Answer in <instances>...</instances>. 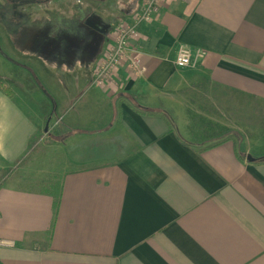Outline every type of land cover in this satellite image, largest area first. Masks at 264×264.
<instances>
[{
  "label": "crops",
  "instance_id": "obj_1",
  "mask_svg": "<svg viewBox=\"0 0 264 264\" xmlns=\"http://www.w3.org/2000/svg\"><path fill=\"white\" fill-rule=\"evenodd\" d=\"M141 3L26 5L33 19L71 23L80 47L57 57L36 29L20 51L40 74L31 100L60 120L48 143L57 163L33 152L37 125L19 93L0 91V169L13 168L0 181V239L11 242L0 264H264V151L246 146L264 145V0H163L129 47L142 75L122 61L94 85L116 27ZM182 44L203 56L178 67ZM192 107L198 118L214 109L207 125L218 129L197 136ZM237 128L253 135L234 138Z\"/></svg>",
  "mask_w": 264,
  "mask_h": 264
},
{
  "label": "rangeland",
  "instance_id": "obj_2",
  "mask_svg": "<svg viewBox=\"0 0 264 264\" xmlns=\"http://www.w3.org/2000/svg\"><path fill=\"white\" fill-rule=\"evenodd\" d=\"M36 1L43 0H0V80H2L5 83V86L11 89L13 93H19L18 95H20V98L15 95V99H17L19 103L23 102L24 106L27 105L29 113L32 115V119L36 122L37 125L35 137L33 138V140H35L34 142L36 147L33 152H36L38 154L39 161L46 163L45 159L50 157L51 153H57L59 156H61V149H57L56 151L51 150L49 152L48 145V143L52 142V140H56L53 132L55 128H58L57 123L60 120L57 122L56 120L54 121L55 118H53V124L48 119L47 116L50 114V110H45V107L47 106L48 108H51V106L47 100H44L42 102H36L35 100H31L32 93L39 89L40 85L36 83L37 81L35 78L39 77L40 74L38 73L37 75V73H35L34 76L36 75V77H34L31 73L32 71L30 69H26L27 62L25 61V57L27 54L25 51H23L22 53L20 52L22 51L24 41L27 39L31 30H36L51 24V19L47 17H36L33 19L30 17V15L27 14L26 5ZM5 34H7L8 36L5 37ZM20 36L25 38L21 39ZM45 88H47V90L53 94L52 88H50L48 85H46ZM37 94L36 95L38 97L40 95L41 97L45 96V93L42 89H40L39 93ZM54 95L57 96V94ZM27 99L29 101H27ZM76 102L77 101H74L71 104H75ZM217 105L218 103H215V105L212 104V108L214 107L215 111L218 110ZM42 108H44V113L41 110ZM77 108H79V106H77ZM212 108L209 111L213 110V119L211 118L212 116L208 118L201 116L198 118L196 111L193 110V107L191 108L193 111L190 110L191 112H188L189 121L194 120L198 122H195L196 124H192V126H190V129H192V131L196 127L201 131H204L205 129H209V131L211 129H218V127H212L207 125L208 122L210 123L212 120L216 119V116L214 115V109ZM194 109L197 108L194 107ZM198 109L205 110V103L199 106ZM192 115L195 117L192 118ZM198 115H201V113ZM195 130L197 132L196 135H199L200 137L207 136L209 133H211L200 132L197 129ZM237 131L239 133H236V135H234V138L235 136H237L239 140L240 138H245L246 136L253 135H248V133L245 134L246 132L241 129H238ZM246 146L249 148L256 147L257 150L260 152L264 151V145ZM252 150H254V152H258L255 150V148L251 149V151ZM50 158L52 159L53 163L58 162L56 158L55 160L52 157ZM4 171L5 169H0L1 174L4 173Z\"/></svg>",
  "mask_w": 264,
  "mask_h": 264
},
{
  "label": "built area",
  "instance_id": "obj_3",
  "mask_svg": "<svg viewBox=\"0 0 264 264\" xmlns=\"http://www.w3.org/2000/svg\"><path fill=\"white\" fill-rule=\"evenodd\" d=\"M163 0H142L139 11L129 20L119 24L107 44L101 58L93 70L92 83L104 86L116 72L119 65L124 61L133 75L140 76L145 68L139 60L129 54V47L134 38L139 35V27L151 22L159 13ZM204 52L198 50L193 55L186 45H179L176 51L175 64L178 67H186L195 64L198 57ZM11 245V242L0 239V246Z\"/></svg>",
  "mask_w": 264,
  "mask_h": 264
},
{
  "label": "flooded vegetation",
  "instance_id": "obj_4",
  "mask_svg": "<svg viewBox=\"0 0 264 264\" xmlns=\"http://www.w3.org/2000/svg\"><path fill=\"white\" fill-rule=\"evenodd\" d=\"M67 24L71 25V23H68L67 21H59L54 23H52L51 21V24H49L48 26L37 29L36 31H39L37 32V37L35 38L37 46L40 45L42 47H51L49 49H51V51L53 50L57 57L60 58L63 56L64 53L68 54V52L69 55H74L78 51L77 49L80 46L74 38L68 36L67 30L64 28V26L67 27Z\"/></svg>",
  "mask_w": 264,
  "mask_h": 264
},
{
  "label": "trees",
  "instance_id": "obj_5",
  "mask_svg": "<svg viewBox=\"0 0 264 264\" xmlns=\"http://www.w3.org/2000/svg\"><path fill=\"white\" fill-rule=\"evenodd\" d=\"M0 91L3 92L4 94L8 95V96H12V94H13L11 89L6 87L5 83L2 80H0ZM11 170H13V168L8 169V171H5L4 173H2L0 175V181H2L9 174V172ZM58 203H59V195H56L55 198H54V211L55 212L57 210Z\"/></svg>",
  "mask_w": 264,
  "mask_h": 264
},
{
  "label": "water",
  "instance_id": "obj_6",
  "mask_svg": "<svg viewBox=\"0 0 264 264\" xmlns=\"http://www.w3.org/2000/svg\"><path fill=\"white\" fill-rule=\"evenodd\" d=\"M46 130V129H45ZM248 158H250L249 156H247ZM251 159V158H250Z\"/></svg>",
  "mask_w": 264,
  "mask_h": 264
},
{
  "label": "bare ground",
  "instance_id": "obj_7",
  "mask_svg": "<svg viewBox=\"0 0 264 264\" xmlns=\"http://www.w3.org/2000/svg\"><path fill=\"white\" fill-rule=\"evenodd\" d=\"M138 11H139V10H138ZM138 11H137V12H138ZM137 12H136V13H137ZM136 13H135V14H136Z\"/></svg>",
  "mask_w": 264,
  "mask_h": 264
}]
</instances>
